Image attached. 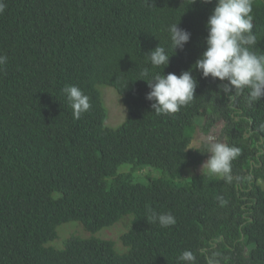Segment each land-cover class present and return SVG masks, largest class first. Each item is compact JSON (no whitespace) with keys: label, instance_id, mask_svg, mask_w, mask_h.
Instances as JSON below:
<instances>
[{"label":"trees","instance_id":"1","mask_svg":"<svg viewBox=\"0 0 264 264\" xmlns=\"http://www.w3.org/2000/svg\"><path fill=\"white\" fill-rule=\"evenodd\" d=\"M0 13V264H264V96L225 93L227 81L203 78L193 65L206 47L205 21L215 0H4ZM191 3V4H190ZM251 51L264 53V0H253ZM188 31L172 50L168 27ZM156 46L169 63L153 68ZM190 71L195 97L171 115H156L143 68ZM136 79V80H135ZM127 107L117 127L104 124L100 86ZM77 86L91 108L73 119L63 89ZM240 149L231 182L201 170L208 140ZM201 151V152H200ZM203 152V153H202ZM123 164L128 171H119ZM160 170L136 181L132 171ZM200 169V170H199ZM222 197L223 205L217 199ZM171 213L160 227L148 209ZM127 213L125 231L69 236L50 244L58 227L79 221L94 233ZM125 217V216H124ZM124 230V229H123Z\"/></svg>","mask_w":264,"mask_h":264},{"label":"clouds","instance_id":"2","mask_svg":"<svg viewBox=\"0 0 264 264\" xmlns=\"http://www.w3.org/2000/svg\"><path fill=\"white\" fill-rule=\"evenodd\" d=\"M203 2L210 3L211 0ZM5 7L4 0H0V13H3ZM252 11L253 0H215V6L205 21L206 47L190 68L200 71L203 78L211 76L227 81L221 85L225 93L234 90L244 92L247 89L249 102L257 103L264 96V53L257 55L250 50L257 43L253 32ZM168 33L173 51L177 48L182 50L191 35L178 27L177 22L169 25ZM169 56L161 46H156L147 53L148 63L153 68L162 69L167 66ZM7 59V56L0 55V67L7 63ZM136 79L144 80L150 89L146 93V99L152 102L150 106L156 115L175 114L195 97L197 81L190 71H183L179 75H164L162 72L153 74L146 67ZM63 93L72 109L73 119L78 120L82 113L91 108L90 98L77 86H66ZM203 152L210 155L202 163L201 170H205L209 176L221 177L231 182L232 161L240 155V149L223 142L209 141ZM217 199L222 205L226 203L222 197L218 196ZM148 213L151 221L158 223L160 227L176 223L171 213L157 214L151 208ZM193 259V253L189 250H184L178 257L184 264H189Z\"/></svg>","mask_w":264,"mask_h":264},{"label":"rangeland","instance_id":"3","mask_svg":"<svg viewBox=\"0 0 264 264\" xmlns=\"http://www.w3.org/2000/svg\"><path fill=\"white\" fill-rule=\"evenodd\" d=\"M101 90V96L102 101L104 104V107L107 111V116L104 121V124L108 127H117L120 125L126 115H127V107L125 104L122 103L119 95L116 94L115 90L107 85L100 86ZM221 127V123L218 122L215 124V126L207 133L203 134L197 131L196 137L194 139V144H199L202 141H216V137L219 131V128ZM128 164H123L119 167V171H128L129 170ZM200 170V169H199ZM160 170L153 169V168H143L141 170L132 171L133 178L136 181L146 182L149 177H158L160 176ZM125 216V217H124ZM133 215L131 213H127L121 217V219L117 222H115L110 227L102 228L99 231H96L94 233L87 232L83 229L81 223L79 221L73 220L66 223L61 224L58 227V237L51 241L50 244L62 247L64 241L73 235H79L82 237L86 236H96V237H110L106 236V234L110 231L116 232L117 230L125 231L129 224L131 223ZM130 218V223L128 224ZM128 224V226H127ZM127 226V227H126ZM124 229V230H123Z\"/></svg>","mask_w":264,"mask_h":264}]
</instances>
